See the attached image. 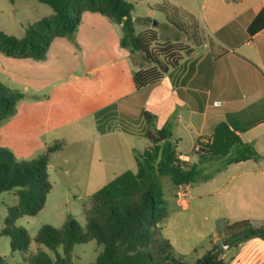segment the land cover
Segmentation results:
<instances>
[{
    "label": "rangeland",
    "instance_id": "1",
    "mask_svg": "<svg viewBox=\"0 0 264 264\" xmlns=\"http://www.w3.org/2000/svg\"><path fill=\"white\" fill-rule=\"evenodd\" d=\"M173 1L130 0L134 34L146 28L161 38L165 33H193L189 15L175 7L167 11L158 8H172ZM51 14V7L38 0H0V31L20 38L30 24ZM79 18L73 34L54 37L42 59L0 53V83L22 94L14 113L0 121V146L17 161L46 155L51 184L42 208L34 215H19L10 225L5 218L8 207L17 203V196L13 189L0 192V264H24L39 247L51 257L64 256L61 246L53 251L38 244L37 231L43 225L60 227L68 217L84 229L85 208L90 206L91 196L115 175L137 169V158L128 148L133 145L143 156L154 155L143 147L144 138L120 129L118 108L124 123L137 126L135 109L119 100L133 90L131 76L137 68L130 50L119 44L120 25L98 12L83 11ZM173 21L181 22L184 29L171 27L169 22ZM55 142L60 146L46 154ZM99 161L106 167L101 175ZM158 180L170 210L174 207L175 184L168 175ZM6 226L26 231L27 251L11 250L9 236L2 233ZM100 250L101 245L94 240L74 244L66 264L91 263Z\"/></svg>",
    "mask_w": 264,
    "mask_h": 264
},
{
    "label": "trees",
    "instance_id": "2",
    "mask_svg": "<svg viewBox=\"0 0 264 264\" xmlns=\"http://www.w3.org/2000/svg\"><path fill=\"white\" fill-rule=\"evenodd\" d=\"M49 5L52 14L30 24L18 38L0 31V53L17 58L42 59L54 37L71 36L76 30L83 11L98 12L120 25L122 35L119 44L130 50L138 69L132 72L135 88L159 80L168 68L175 66L192 46L202 44L206 37L203 29L191 18L195 27L188 32L189 44L180 41H160L153 29H144L135 35L130 11L133 4L128 0H38ZM237 1V0H231ZM162 11L175 9L158 6ZM264 27V4L247 25V33L254 34ZM192 29V28H191ZM138 53L139 56H133ZM134 57V58H133ZM137 58L140 60L138 61ZM22 94L0 83V121L12 115L15 103ZM144 125L141 129L130 127L120 118V127L129 133L140 132L150 143L148 151L153 156L139 159L136 172L125 170L103 185L91 196V204L85 208L86 225L68 217L60 227L43 225L35 235V241L48 250L62 247L64 256L51 257L42 247L29 254L24 264H66V256L74 244L94 240L101 245L96 259L88 264H225L223 245L236 246L251 238L264 240V225L255 226L246 219L223 222V238L194 262L188 263L174 253L167 239L161 237L158 223L168 210L158 177L168 175L175 185L206 181L215 171L207 166L221 161L224 165L258 159L250 143L240 140L235 130L224 122L219 123L211 139L202 143L197 161H183L176 153V141L168 124L157 128L154 116L142 112ZM60 146L55 142L46 154ZM51 188L48 180L46 155L30 161H17L13 154L0 146V192L14 190L17 203L9 206L5 223L12 224L19 215H34L43 206ZM10 238L11 250L27 251L29 238L21 227L3 229Z\"/></svg>",
    "mask_w": 264,
    "mask_h": 264
},
{
    "label": "crops",
    "instance_id": "3",
    "mask_svg": "<svg viewBox=\"0 0 264 264\" xmlns=\"http://www.w3.org/2000/svg\"><path fill=\"white\" fill-rule=\"evenodd\" d=\"M263 4L264 0H174L172 6L192 16L206 40L192 46L159 80L139 88L133 85L119 99L135 109L137 129L144 125L143 111L154 116L157 128L168 124L183 161H197L202 143L211 139L222 122L258 154V159L226 165L218 161L207 166V171H215L210 179L175 185L174 209L168 210L158 227L174 253L191 260L188 263L222 240L223 222L246 219L255 226L264 225V27L254 34L246 30ZM169 25L184 29L179 21ZM157 37L162 42H190L184 33ZM118 112L120 125L123 114L119 108ZM121 131L144 138L143 147L149 148L140 132ZM128 150L136 157V147ZM137 160L132 172L139 168ZM99 162L101 175L106 167ZM223 248L225 264H264V240L251 238Z\"/></svg>",
    "mask_w": 264,
    "mask_h": 264
},
{
    "label": "built area",
    "instance_id": "4",
    "mask_svg": "<svg viewBox=\"0 0 264 264\" xmlns=\"http://www.w3.org/2000/svg\"><path fill=\"white\" fill-rule=\"evenodd\" d=\"M128 1H130V0H128ZM196 149H197V150L200 149L199 146H197ZM178 157L182 160V157H183V156H182V155H178ZM179 194H180V192L178 193V195H179Z\"/></svg>",
    "mask_w": 264,
    "mask_h": 264
},
{
    "label": "water",
    "instance_id": "5",
    "mask_svg": "<svg viewBox=\"0 0 264 264\" xmlns=\"http://www.w3.org/2000/svg\"><path fill=\"white\" fill-rule=\"evenodd\" d=\"M229 244H225V247H228Z\"/></svg>",
    "mask_w": 264,
    "mask_h": 264
}]
</instances>
